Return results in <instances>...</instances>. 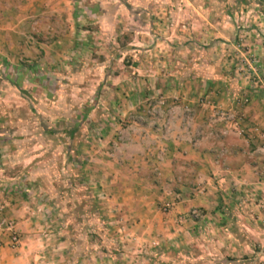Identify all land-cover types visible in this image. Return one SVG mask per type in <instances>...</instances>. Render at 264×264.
<instances>
[{
  "label": "crops",
  "instance_id": "crops-1",
  "mask_svg": "<svg viewBox=\"0 0 264 264\" xmlns=\"http://www.w3.org/2000/svg\"><path fill=\"white\" fill-rule=\"evenodd\" d=\"M216 1H220V5L214 4ZM229 1L0 0V201L4 214L19 236V244L13 247L9 233L0 235V264H70L66 261L72 249L69 232L43 229L48 224V220L42 218L43 210H46L43 206L49 205L36 193L37 183L29 179L30 160L36 155L33 156L31 151L22 155L18 145L12 152L8 150V143L23 141L21 133H17L19 128L23 132V122L17 114L12 117L13 106L9 104V97L17 96L15 102L18 98L23 99L18 89L24 81L30 85L33 83L30 78L35 76L34 69L39 68L38 61L55 59L54 55L63 56L64 48L81 46L87 41L90 44L102 43L105 30H109V39L113 41L112 38L116 39L119 31L124 30L130 48L135 49H132L131 61L143 67V82L148 83L142 88H135L136 83L132 82L133 94H156L174 81L176 91L186 86L182 94H214L228 101L230 106L240 103L247 119L255 120L258 109H262L260 113L264 111L261 107L264 92L260 86L254 81H241L234 77L232 80V73H216L214 67L208 64L211 59L227 61L225 51L235 47L231 38L235 32ZM34 16L45 22L46 29L41 26L45 35L31 37L26 34L28 19ZM86 20L95 24L94 35L91 36L95 38L94 42L90 35L85 36L83 22ZM249 21L254 22L252 19ZM165 45L170 49L162 54L160 48ZM251 45L260 46L258 43ZM59 47L61 53L56 52ZM20 61L24 66H18ZM172 61L176 62L175 69L166 75L160 64ZM18 105H24V102L12 109L15 111ZM191 107L196 110V115L189 123L190 128H183L181 119L170 118L165 122L162 118L153 128H145V125L140 133L133 134L130 146L137 154L134 153L132 158L135 162H130L129 173L137 180H111L108 193H105L106 206L112 211L110 221H116L120 216L117 232L114 226L109 234L110 249L109 256H104L105 264H165L162 263L164 256L180 245L181 238L192 242V235L183 230L185 224L178 219L181 217L178 213L185 212L189 205L210 207L212 216L217 215L219 222H227L230 217L241 213L232 207L229 181L246 179L254 188L261 189V185L252 180L254 165L252 161L249 165L246 156L262 155L260 144L264 140L253 135L246 137L234 130L218 139L208 138L202 130L209 126L206 112L193 101ZM225 126L221 123L217 129ZM184 130L190 135L180 136L184 141L177 140L179 136L176 134ZM8 159L15 168L12 176L8 175ZM158 167L167 180L181 174L185 176L186 173L218 175L206 195L196 194L193 199L178 200L171 209L163 212L155 194L163 187L164 181L154 182L147 174L150 168ZM117 174L120 172L115 171L114 175L118 178ZM186 181L184 177L181 187L190 183V180L187 184ZM215 182L220 185V190ZM223 229L227 228L223 226ZM153 244H164L165 247H152ZM94 248L95 251L88 253L77 264H102L100 245L95 244ZM163 248L169 251L165 254ZM149 254H153L156 261H151L147 257Z\"/></svg>",
  "mask_w": 264,
  "mask_h": 264
},
{
  "label": "rangeland",
  "instance_id": "rangeland-1",
  "mask_svg": "<svg viewBox=\"0 0 264 264\" xmlns=\"http://www.w3.org/2000/svg\"><path fill=\"white\" fill-rule=\"evenodd\" d=\"M229 3L232 5L230 9L235 32L231 38L235 47L231 46L225 51L227 61L211 59L208 64L214 67L216 73H232L230 79L254 81L264 92V0H230ZM214 4L220 5V1ZM28 20L26 34L42 36L45 22L35 16ZM94 25L88 20L83 22L85 36L90 35L92 42L95 41V38H91ZM102 34L105 37L102 43L90 44L87 41L81 46L64 48L63 56L54 55L55 59L38 61L39 68L34 69L35 76L30 78L33 83L30 85L24 81L18 89L23 99L18 98V102H15L17 96L11 95L8 100L12 108L24 102L15 111L11 108L12 117L17 114L22 119L23 132L19 128L17 133H21L23 141L8 143V150L12 152L14 146L18 145L22 155L27 151L36 155L30 160L32 168L28 176L37 183L39 198L49 205H42L46 207L42 218L48 220L43 229L69 232L72 249L66 261L70 264H77L88 253L95 251V244L100 245V260L105 264L104 256H109L110 249L109 234L114 226L117 230L120 220L119 216L116 221H110L112 211L106 206L105 193H108L111 180H137L129 173L130 162H135L132 159L135 152L130 145L133 134L140 133L145 125L150 129L160 119L166 122L171 118L181 119L183 128H190L189 123L196 115V110L191 107L193 101L206 112L209 126L201 129L208 138L218 139L234 130L246 137L253 135L264 140V111L260 113L261 108L255 120L247 119L242 104L230 106L228 101L214 94H182L186 86L176 91L174 81L156 94H133V87L142 88L148 83L143 82V67L131 61L134 48L131 49L128 44L127 32L119 31L117 38H112L113 41L109 39V30ZM251 43L260 46L256 48ZM160 49V53L165 54L170 47L165 45ZM56 52L61 53L60 47ZM17 64L20 66L24 63L20 61ZM160 66L168 75L174 71L176 62L162 63ZM132 82L136 83L135 86ZM33 88L35 90H31ZM261 107L264 110V102ZM221 123L226 126L217 129ZM165 127L169 128L168 125ZM186 134L184 130L176 134L179 136L176 139L184 141L181 137ZM260 145L262 155L250 154L253 156L247 155L246 160L249 165L253 162L252 180L260 184L261 189L254 188L246 179L229 181L228 197L232 199L233 209L241 213L230 217L227 222H219L217 215L212 216L210 207L187 206L185 212L178 213L181 216L178 219L185 224L183 230L192 235V242H185L181 238L175 252L170 251L168 256H164L162 263L264 264V142ZM247 147L250 148V145ZM8 164L7 174L12 176L15 168L9 159L6 166ZM115 171L120 172L118 178L114 175ZM147 174L154 182L164 181L163 187L155 194L159 197L157 202L163 212L171 209L178 200L193 199L196 194L206 195L218 175L186 173L185 176L181 174L167 180L159 167L150 168ZM184 177L186 184L189 180L190 183L181 187L180 182ZM215 185L220 187L217 182ZM0 207L2 215L6 217L1 201ZM223 226L227 229H223ZM159 245L165 247L164 244H153L152 247L159 248ZM168 251L163 248L165 254ZM147 257L156 261L153 254Z\"/></svg>",
  "mask_w": 264,
  "mask_h": 264
},
{
  "label": "built area",
  "instance_id": "built-area-1",
  "mask_svg": "<svg viewBox=\"0 0 264 264\" xmlns=\"http://www.w3.org/2000/svg\"><path fill=\"white\" fill-rule=\"evenodd\" d=\"M254 70L255 68L252 67ZM225 132V131H224ZM168 205V204H166ZM9 233V241L11 246H17L19 244V236L13 230V223L9 221L6 217L2 215L1 207H0V235Z\"/></svg>",
  "mask_w": 264,
  "mask_h": 264
}]
</instances>
